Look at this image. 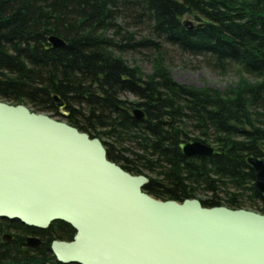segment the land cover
Masks as SVG:
<instances>
[{
	"label": "trees",
	"instance_id": "obj_1",
	"mask_svg": "<svg viewBox=\"0 0 264 264\" xmlns=\"http://www.w3.org/2000/svg\"><path fill=\"white\" fill-rule=\"evenodd\" d=\"M137 30L145 35L137 39ZM49 36L65 45L51 49ZM141 50L151 55L148 76L121 56ZM171 53L220 75L232 70L238 82L225 91L178 84ZM0 100L98 138L109 161L148 179L143 191L154 199L181 203L202 193L205 208L243 209L247 200L264 215L246 165L264 146V0H0ZM135 107L144 120L131 115ZM191 140L222 154L186 157L179 146ZM5 234L12 240L3 242ZM74 234L62 222L40 230L0 219V264H63L47 250L50 241L31 259L20 249L29 235Z\"/></svg>",
	"mask_w": 264,
	"mask_h": 264
},
{
	"label": "water",
	"instance_id": "obj_2",
	"mask_svg": "<svg viewBox=\"0 0 264 264\" xmlns=\"http://www.w3.org/2000/svg\"><path fill=\"white\" fill-rule=\"evenodd\" d=\"M191 29L190 22L185 23ZM51 49L65 42L49 36ZM63 115L66 103L53 95ZM136 120L146 118L135 107ZM186 157L222 153L191 140ZM264 153V149H263ZM264 193V160L247 157ZM148 179L107 159L98 138L66 122L0 100V219L46 230L62 222L71 241H53L63 264H264V215L246 209L205 208L198 199L161 201L143 191ZM12 240L5 234L3 242ZM31 247L40 240L26 238ZM23 253L30 257L27 250Z\"/></svg>",
	"mask_w": 264,
	"mask_h": 264
},
{
	"label": "rangeland",
	"instance_id": "obj_3",
	"mask_svg": "<svg viewBox=\"0 0 264 264\" xmlns=\"http://www.w3.org/2000/svg\"><path fill=\"white\" fill-rule=\"evenodd\" d=\"M136 32L138 33L137 39L140 36L145 35L142 30H137ZM116 55H119V53L116 52ZM121 56L130 67L138 66L140 70L147 76L152 73L151 55L148 51H129L125 52ZM168 65L169 70L171 71L172 78L175 82L196 89L211 88L217 89L219 91H225L228 87L235 85L238 82V76L234 71L231 70L226 75H220L219 73L212 71L209 68L202 67L198 59H193L189 57L179 58L178 56H175L173 53H171L168 56ZM121 97L130 102H138L135 97L128 94H124ZM27 107L29 108V110L34 112V109L31 106ZM44 114H47L51 117L53 116L52 113ZM54 119L60 122H66L64 118L55 117ZM195 136H198L197 132L190 133L191 138ZM144 174L152 178L154 177V175L150 174L149 172H144ZM197 198L204 200L206 198V195L199 193L197 195ZM242 203L244 206L243 209L250 211L256 210L255 207H252L248 204L247 200H244Z\"/></svg>",
	"mask_w": 264,
	"mask_h": 264
},
{
	"label": "flooded vegetation",
	"instance_id": "obj_4",
	"mask_svg": "<svg viewBox=\"0 0 264 264\" xmlns=\"http://www.w3.org/2000/svg\"><path fill=\"white\" fill-rule=\"evenodd\" d=\"M263 149H264V146H261V148H260L261 156H260L259 158H257L258 160H264ZM258 195H259V194H258ZM259 196H260V195H259ZM263 201H264V193H263L262 196H260L259 203L262 204ZM28 237H35V238L39 239V240H40V245H39L38 247H36V248L31 247V246H28L27 243H26V238H28ZM26 238H25V240H24V246H22L21 249H20L21 254H22L26 259H31V257H32V256H33V255L39 250V248L41 247V245H43V244H44L45 242H47V241H50L47 250L53 255L52 250H51V244H52V242H53V239H50L47 235L44 236V237H40V236H31V235H29V236H27ZM10 241H11V240H10ZM24 250H27V251H28L30 257H27V256L23 253Z\"/></svg>",
	"mask_w": 264,
	"mask_h": 264
}]
</instances>
